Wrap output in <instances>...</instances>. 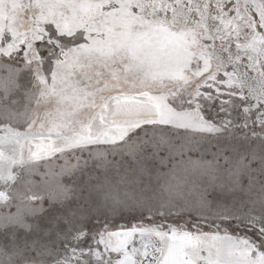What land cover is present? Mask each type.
Listing matches in <instances>:
<instances>
[{"label": "snow or ice", "instance_id": "1", "mask_svg": "<svg viewBox=\"0 0 264 264\" xmlns=\"http://www.w3.org/2000/svg\"><path fill=\"white\" fill-rule=\"evenodd\" d=\"M0 264H264V0H0Z\"/></svg>", "mask_w": 264, "mask_h": 264}]
</instances>
